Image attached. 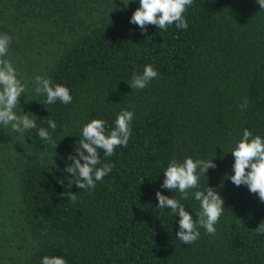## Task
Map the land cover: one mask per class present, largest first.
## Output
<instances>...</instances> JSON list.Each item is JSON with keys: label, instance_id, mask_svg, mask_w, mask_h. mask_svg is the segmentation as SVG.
<instances>
[{"label": "trees", "instance_id": "16d2710c", "mask_svg": "<svg viewBox=\"0 0 264 264\" xmlns=\"http://www.w3.org/2000/svg\"><path fill=\"white\" fill-rule=\"evenodd\" d=\"M139 7V0H0V34L12 37L6 58L28 86V102L21 96L15 111L34 114L37 125L23 135L0 125V264H41L45 256L67 264H264V235L254 231L264 203L228 177L243 131L264 139V10L257 0H193L187 30L149 25L144 35L129 22ZM146 65L159 76L133 90ZM36 76L67 87L72 102L46 104ZM123 110L134 113L127 147L111 157L99 150L113 171L94 190L69 189L64 169L83 126L102 119L110 132ZM48 120L57 147L38 136L51 131ZM189 157L217 167L180 200L178 190L161 188L163 173ZM208 186L225 202L216 234L198 227L199 239L182 244L180 218L158 209L155 194L180 200L195 220L201 209L192 193ZM66 190L78 194L75 203Z\"/></svg>", "mask_w": 264, "mask_h": 264}, {"label": "clouds", "instance_id": "9594fccd", "mask_svg": "<svg viewBox=\"0 0 264 264\" xmlns=\"http://www.w3.org/2000/svg\"><path fill=\"white\" fill-rule=\"evenodd\" d=\"M257 3L261 10H264V0H257ZM128 4H124L125 7ZM139 4L140 7L133 13L129 22L138 25L144 35L147 34L149 25H155L164 31L173 24L182 30H187L189 26L184 13L193 5V0H139ZM11 41V36L0 34V125L4 128L10 127L13 132L23 135L37 125L34 114L25 113L24 110L23 114H17L15 111L21 104V96L25 97L28 86L18 78L16 68L11 60L6 58ZM158 76L159 73L153 65H146L143 73L134 74L129 84L133 90H143ZM34 84L37 95H46V104H55L57 101L63 104L72 102L70 90L61 84L53 86L50 79L41 76L35 77ZM25 102H28L26 97ZM247 106L248 101L244 98L240 108L243 111ZM133 119L132 111L123 110L117 115L115 127L110 132L106 131V121L102 119H94L83 126L82 139L78 141L75 154L68 156L72 163L64 169V172L73 177L68 181L69 189L75 185L84 191L94 190L97 182L113 171L114 164H102L99 150H103V157H111L117 147H127L132 135ZM48 125L51 131L40 128L38 136L57 147L52 138L57 125L54 120H48ZM230 154L234 157V175L228 176L231 182L237 187L246 186L250 193L258 194L260 202L264 203V139L259 135L253 137L252 132L245 129L242 139ZM98 165L102 166L97 167ZM216 167L213 160H193L189 157L179 162L173 159L163 173L165 179L161 188L172 192L178 190L180 200H186L191 190L200 188L201 176H206L209 169ZM192 194L195 200L200 202L201 209L195 220L180 200L169 198L160 191L155 194L159 202L158 209H169L170 215L180 218L176 238L187 245H192L199 239L198 227L204 228L210 235H215V225L219 223L225 209L224 199L213 187L208 186L206 190H196ZM62 195L68 198L69 203H75L78 199V194L71 191L66 190ZM254 231L258 235H264V221ZM41 264H67V261L63 257L45 256Z\"/></svg>", "mask_w": 264, "mask_h": 264}]
</instances>
